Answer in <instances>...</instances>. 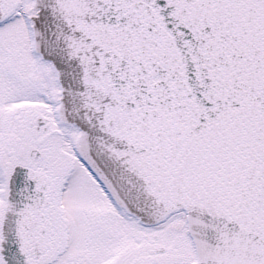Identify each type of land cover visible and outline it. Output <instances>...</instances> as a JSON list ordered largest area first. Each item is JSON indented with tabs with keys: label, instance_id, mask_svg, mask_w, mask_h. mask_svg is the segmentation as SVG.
I'll use <instances>...</instances> for the list:
<instances>
[{
	"label": "snow or ice",
	"instance_id": "6c2138e0",
	"mask_svg": "<svg viewBox=\"0 0 264 264\" xmlns=\"http://www.w3.org/2000/svg\"><path fill=\"white\" fill-rule=\"evenodd\" d=\"M0 264H264V0H0Z\"/></svg>",
	"mask_w": 264,
	"mask_h": 264
}]
</instances>
